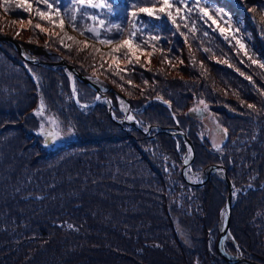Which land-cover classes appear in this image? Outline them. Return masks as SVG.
I'll use <instances>...</instances> for the list:
<instances>
[{
    "label": "trees",
    "instance_id": "trees-1",
    "mask_svg": "<svg viewBox=\"0 0 264 264\" xmlns=\"http://www.w3.org/2000/svg\"><path fill=\"white\" fill-rule=\"evenodd\" d=\"M49 2L53 4L49 14L88 46L117 49L131 36L133 0H95L93 4L103 3L105 8L88 7L87 12L108 22L104 29L98 20L83 18V6L74 7L78 0ZM200 2L230 14L235 25L251 36L247 39L251 51L226 45L215 32L206 35L204 23L193 31L192 25L174 28L166 21L163 37L152 44L157 47L153 57L167 70L181 61L179 77L107 66L113 81L105 79L106 85L129 99L135 120L144 128H160L151 132V138L114 123L106 107L95 104L97 93L78 79L71 80L66 69L28 65L13 47L0 42V54L9 57L0 65V264H229L216 251L227 183L218 174L202 188L185 183L181 175L187 152L184 140L161 132L175 128V119L195 146L196 158L189 169L192 179L200 180L204 169L213 164L228 170L235 196L226 251L264 264V67L260 66L264 64V0ZM12 5L3 13L24 36L27 30L18 24L31 19L32 13L18 6L17 0ZM45 9L46 5L39 8ZM88 26L99 30V39ZM108 28L111 31H105ZM156 31L149 30V35H158ZM6 34L32 57L46 63L66 60L97 81L71 62L67 51L54 54L43 46L45 52H40L37 45L20 40L22 36ZM105 39L112 43L100 42ZM99 55L104 61L105 55ZM90 65L95 67L97 62ZM143 83L148 86L140 99L120 87L133 90V84ZM196 95H206L230 130L227 153L212 149L200 136L192 110ZM108 96L120 121L118 98ZM42 101L44 115L53 114L77 135L76 141L63 143L52 153L42 151L43 144L37 141L40 133L31 128L39 125L35 113ZM217 102L221 105L215 106ZM189 111L194 120L186 118ZM164 157L171 159L167 166ZM52 163L58 167L45 168ZM172 163L180 164V171L173 170ZM54 176L58 180L52 181ZM31 180L32 186H26ZM52 204L56 206L50 208ZM182 227L189 231L190 244L182 237Z\"/></svg>",
    "mask_w": 264,
    "mask_h": 264
},
{
    "label": "rangeland",
    "instance_id": "rangeland-1",
    "mask_svg": "<svg viewBox=\"0 0 264 264\" xmlns=\"http://www.w3.org/2000/svg\"><path fill=\"white\" fill-rule=\"evenodd\" d=\"M13 2L14 0H0V29L3 31V33L2 34L0 33V35L12 38L16 41L15 38L10 37L7 34L5 35V33L12 34L17 37L22 35L19 34V32H17V28H16L17 25L14 22H12V20L6 18L3 13V10H6L9 7L13 6L12 5ZM91 2L94 3L95 0H91ZM17 3L31 4V10L29 12L32 13L33 15V16L31 15L32 17L31 19L29 20L27 19L21 22V24H18V27H24L27 30V33H24V36H22L21 39L19 38L20 40L22 41L24 40L25 43H27L28 45L29 44L37 45L40 52L41 51L45 52L44 47L49 49L48 51L54 54L65 53L67 51L69 54L66 55V57L69 60H71V62H74L76 65H79L80 68H84L88 70L91 74L95 76L94 78H96L97 81H100L103 84H106L105 79L113 81L110 78L112 77L113 73H111V70L107 68V66L108 67L115 66L116 68H123L128 70V72L132 71L133 69L136 70L141 69L140 71L143 70V71H147L148 73L156 70L158 72H163L166 75L170 74L172 78L179 77L180 73L178 69L182 65L181 61H178L176 64L171 65V67L167 70L166 67L164 66L165 63L159 61L158 57L155 59L153 57L154 56L153 54H155V50L157 49V47H153L155 45L152 44H154V41H158V39H161V37H163V35L160 36V33L164 31L161 28H162V24H164L166 21H168L170 26L174 28H178V27L180 28V24L190 25V26L192 25V28L193 25H195V31L198 30L199 25H202V23H204L203 29L206 35H210V33L215 32L223 39L226 45L232 46L235 49L239 51H243L245 53L251 51V49H249L247 46V39L248 38L250 39L251 36L249 35L248 37L241 29H239L235 25L232 16L230 14H226L220 9L215 8V6L211 7L209 5H206L205 3H201L200 0L197 6H193L191 4V0H186V3L189 8L199 7V6L205 7L209 15L203 16L201 18H197L199 14L196 11L191 12V15L188 16L187 9H182L179 14H177L173 9L172 16L169 17L167 15V12L169 11L168 9H165L163 12L160 11L162 0H154V6H153V0H149V2L144 3L145 5L142 4L141 0H133V3H131V5L134 8V10L130 12L131 17L133 18V29L131 32V36H129V39L127 41H123L121 44H119L117 46V49L106 47L109 45L103 46L101 49L98 46H97L98 48L94 46H88L87 44L81 42V40H79L77 37H75L73 33L65 30L63 24L57 21L58 19L56 18V16H51V14H49L48 18H44L49 21V24L44 23L46 25H43L42 21L44 19H42L41 17L37 18L36 15H37V10L42 6H44L45 4L42 2L38 3V0H17ZM169 3L174 4L175 0H169ZM136 4L138 5L142 4L144 6L141 5L139 7H136ZM38 5H42V6H38ZM143 7H147L153 13L158 14L159 18L157 19L154 16H149L146 13L139 11V9ZM181 17H187V18L182 19ZM209 17H211V19H209ZM107 24L108 22H106V24L103 23V25L100 24V28L104 29ZM37 25H39V27H37ZM155 27L158 29L157 31ZM31 29H34V31H32ZM221 29H223V31H221ZM149 30L158 32V35H154V36L149 35ZM133 33H134V37H133ZM140 40H142V43L145 42L147 43V45H152V46L139 47L138 44L140 43H138V41ZM237 41H239V43H237ZM240 44H243L244 47L241 48ZM23 48L26 52L28 53L30 52L28 49H26V47ZM99 54L105 55L104 61L99 60L103 56ZM115 55L117 57H115ZM3 59H9V57L4 53L0 54V65L3 64L2 63ZM172 61L173 59L170 60L169 64H171ZM93 62H97V66L94 67L93 65H90ZM69 73L68 75L70 76L71 80H74L75 78H72L71 73L70 74ZM143 84L144 85L133 84L134 85L133 87H135L133 90H131L130 88H126V86L120 85V87L129 96L140 99V97L143 96V94L145 93L144 92L143 94H141L142 91L146 90V87L148 86V84L146 83ZM114 90L117 91L116 89ZM111 94L115 95V97L118 98V96L114 92L113 93L111 92ZM195 97H196L195 98L196 103L192 110L194 111V109H198L200 107L204 108V104H200V101H204L205 104L207 105V110H205L206 117L203 120H194L193 115L189 111L185 115L186 118H191L198 124V126L200 127V136L207 138V141L212 149L220 153H224V154L227 153L228 152L226 146L227 138H228L227 135L230 133V130L226 128L227 131L225 132L226 130L225 126L222 124L223 118L217 115L216 112L213 111V106L211 104L207 103L206 95H201L198 97L196 95ZM117 100H118L117 103L119 104V113L122 116V112L123 110H126V106L123 102L119 101V98ZM220 102L219 103L217 102V105L215 106L221 105ZM114 108H115V104L113 107V115L114 118L116 119ZM132 117L135 118L133 115V111H132ZM38 118L40 121L38 127H36L35 125H31V128L36 129V131L37 132L39 131L40 133L38 134L39 139L37 141L39 142V144L42 142L43 144L42 151L52 153L57 149H59L63 143L64 145H68L69 143L77 140V135L75 131H73L74 129L67 128L66 126H64L60 120L54 117L53 114H45V115L43 114L42 116H38ZM123 118L124 115L122 116V119ZM231 130H234L233 127ZM151 135L152 133L145 136L151 138ZM170 160L171 159L169 158L166 159L164 157L163 158L164 166H167L168 165L167 162ZM55 166L57 168L58 163L47 164L45 165V168L52 170V168L55 169L54 168ZM171 167L173 170L177 169L178 171H180V164L172 163ZM168 173H171V170H169ZM89 175L90 173L87 174V177ZM31 178L33 177H30L29 179ZM53 178L54 179L52 181L58 180V178L55 176ZM170 179H172V177ZM195 180H199V179L196 178ZM32 183H33L32 180L29 181V183L27 181L26 186H32ZM183 196L185 199V195ZM183 205H184V201H183ZM55 206L56 204H52L49 207L53 208ZM184 207L186 206L184 205ZM187 232L189 233V231H187L185 228L182 229V237L184 239H187V243H189L190 238ZM191 242L193 243V241Z\"/></svg>",
    "mask_w": 264,
    "mask_h": 264
},
{
    "label": "water",
    "instance_id": "water-1",
    "mask_svg": "<svg viewBox=\"0 0 264 264\" xmlns=\"http://www.w3.org/2000/svg\"><path fill=\"white\" fill-rule=\"evenodd\" d=\"M0 42L7 43L13 47L21 59L28 65L47 67L50 69H66L68 70L72 78L78 79L80 82L84 83L90 89L97 93V98L95 104H103L107 107L109 116L111 120L116 123L119 127L126 129L125 127H133L137 131L143 133L144 135H149L152 131H160V128L157 126H149L144 128L135 118L132 117V106L129 99L119 92L115 91L113 87L103 84L100 81H95L84 76L76 67L69 65L66 61L62 60L59 63H46L35 57H32L24 48L17 43L14 39L0 35ZM34 81H37L33 77ZM74 87V85H73ZM115 93L121 102L126 106V111L124 113V118L122 120H117L113 115V101L108 96L109 93ZM199 110L194 111V115L198 120H203L206 117V112L203 107L198 108ZM176 126L173 129L161 130V132L169 134L170 136L181 137L184 140V143L187 148V153L183 158V165L181 170V175L185 183L192 187L202 188L204 187L211 179L212 175L219 174L222 175L223 179L226 181L228 186V194L226 197V203L224 207V212L222 215V222L220 227V234L216 242V251L220 258L229 264H260L255 261L245 258L243 255L232 254L226 251L225 241L228 238L232 237L231 234V223H232V214H233V199L235 196V189L233 183L228 175V170L223 164H213L209 165L204 169L203 175L199 181H195L189 175L190 166L193 164L196 158V151L194 143L191 141L187 133L181 128L177 120L175 119ZM234 245L238 248V245L235 241Z\"/></svg>",
    "mask_w": 264,
    "mask_h": 264
},
{
    "label": "snow or ice",
    "instance_id": "snow-or-ice-1",
    "mask_svg": "<svg viewBox=\"0 0 264 264\" xmlns=\"http://www.w3.org/2000/svg\"><path fill=\"white\" fill-rule=\"evenodd\" d=\"M39 2L44 3L46 5V9L44 11H40L38 9L37 10V14L42 19L48 18L49 17V12L53 8V4L50 3L49 0H38V3ZM141 2L142 3H146V2H149V0H141ZM198 3H199V0H191V4L193 6H197ZM18 6L24 7V10L25 11H30L31 10V4H18ZM79 6H83V11H84V17L83 18H89V19H92L93 21H97L98 20L99 24L103 25V23H104V20L103 19H99V17L97 15H90L87 12V8L88 7L95 8V9H104L105 8V5L103 3L93 4L91 2V0H78V5H75L74 7H79ZM153 6H154V0H153ZM165 9H168L169 10L167 12V15L169 17L172 16V10L173 9H174V11L177 14H179L182 9H187V15L188 16L191 15V12L196 11L199 14L198 15V18H201L203 16H208L209 15L208 14V11L203 6L189 8L188 5H187V3H186V0H175V3L174 4L169 3V0H162L160 11L163 12ZM106 11L109 14L111 13L110 6L107 7ZM139 11L144 12V13H146L149 16H154L157 19L159 18V15L158 14L153 13L147 7L140 8ZM57 14H59V13L57 12ZM133 15H134V13H133ZM181 18L182 19H186L187 17H181ZM209 19H211V17H209ZM70 22H72L74 24V22H75V13H73V15L70 16ZM61 23H62V21H61ZM37 27H39V25H37ZM114 27H116L118 31H123L122 29H119V26L118 25H114ZM88 30L90 32H92L94 38H96V39H99L100 38V34H99V30L98 29H95V28H93L91 26H88ZM192 30L195 31V25H193ZM105 31H111V28L105 29ZM221 31H223V29H221ZM133 37H134V33H133ZM100 42L101 43H106V44L112 43V41L111 40H108V39L101 40ZM237 43H239V41H237ZM240 47L243 48L244 45L243 44H240ZM260 66L261 67H264V64H262ZM241 74L243 75V73H241ZM200 104H204V110H207V105L205 104L204 101H200ZM248 107L254 109V105H251L250 104V105H248ZM196 110H199V109H194V111H196ZM43 113H44V104H43V101H42L41 102V105H40V109L35 113V115L42 116ZM225 132H226V130H225Z\"/></svg>",
    "mask_w": 264,
    "mask_h": 264
},
{
    "label": "bare ground",
    "instance_id": "bare-ground-1",
    "mask_svg": "<svg viewBox=\"0 0 264 264\" xmlns=\"http://www.w3.org/2000/svg\"><path fill=\"white\" fill-rule=\"evenodd\" d=\"M105 85H106V84H105ZM119 101H120V99H119ZM125 111H126V110H123V115H124Z\"/></svg>",
    "mask_w": 264,
    "mask_h": 264
}]
</instances>
